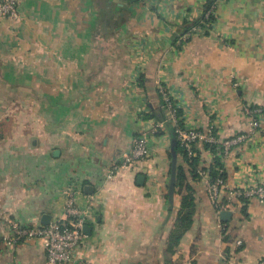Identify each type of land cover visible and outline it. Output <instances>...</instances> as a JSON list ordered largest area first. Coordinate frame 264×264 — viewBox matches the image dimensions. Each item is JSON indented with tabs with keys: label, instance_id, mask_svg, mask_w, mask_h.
<instances>
[{
	"label": "crops",
	"instance_id": "1",
	"mask_svg": "<svg viewBox=\"0 0 264 264\" xmlns=\"http://www.w3.org/2000/svg\"><path fill=\"white\" fill-rule=\"evenodd\" d=\"M205 2L18 0L17 20L0 17V264H46L39 241L8 246L3 237L12 221L62 220L71 190L88 230L70 264L259 263L264 205L234 199L221 220L209 177L193 179L177 153L195 213L175 253L166 252L180 198L170 210L173 141L165 127L153 133L161 88L184 128H211L218 141L245 135L223 157L221 198L264 186V0H216L208 34L177 50ZM136 136L146 137L149 156L107 179ZM196 150L208 167L212 154L202 143Z\"/></svg>",
	"mask_w": 264,
	"mask_h": 264
},
{
	"label": "built area",
	"instance_id": "2",
	"mask_svg": "<svg viewBox=\"0 0 264 264\" xmlns=\"http://www.w3.org/2000/svg\"><path fill=\"white\" fill-rule=\"evenodd\" d=\"M18 0H0V17L11 20L18 19ZM215 6L205 13V17L213 14ZM204 28L190 27L189 30L178 38V43H186L193 36L200 34ZM160 95L165 103L166 122L175 129V134L180 147L187 153L188 157L196 155L195 149L198 143L218 144L222 147V155L228 154L231 145H234L244 138L245 135H238L229 141H218L213 135L211 128L205 132L184 128L178 123L176 106L169 95L161 88ZM258 121L253 120L251 128L258 127ZM164 122H158L153 128V133L162 129ZM150 154L145 136H136L132 140V146L125 152L118 164L113 165L106 171V178L111 179L120 168L131 166L132 164L144 161ZM199 176L206 175L204 171H198ZM225 190V182L217 178L209 185V198L217 213L227 211L228 206L234 199L243 198L245 201L255 200L264 205V186L252 184L243 189L227 190V198H221ZM87 211L76 204L75 191L66 193L64 218L62 220L50 222L48 225L25 226L16 221L10 222V233L3 237V241L8 246H14L24 241H39L45 249L46 264H70L73 259V251L80 245L84 238L82 229L86 223ZM258 264H264V255Z\"/></svg>",
	"mask_w": 264,
	"mask_h": 264
},
{
	"label": "trees",
	"instance_id": "3",
	"mask_svg": "<svg viewBox=\"0 0 264 264\" xmlns=\"http://www.w3.org/2000/svg\"><path fill=\"white\" fill-rule=\"evenodd\" d=\"M216 0H206V2L202 6L201 15L194 19L190 23H185L182 27V31L180 36L184 35L190 27H198L204 28V32L208 34L209 28L215 21V15L209 14L208 17H205V13L214 5ZM179 36V37H180ZM185 43H178L176 45L177 50H181ZM165 103L162 101V111L158 118L159 122H164V126L169 130L171 134V138L173 144L175 145V151L178 155H180L184 163L187 165L189 173L193 179H197L199 177L198 171L202 170L209 177L210 181L213 182L215 179L220 178L224 182L227 180V173L223 164V155H222V147L218 144H207L202 143V147L204 150L209 151L212 154V163L208 167H202L200 163V156L197 150L195 149L196 155L193 157H188L187 153L180 147L177 137L175 134V129L172 125L166 122V109ZM180 112L176 109V115L178 118V123H181L179 120ZM154 117V116H153ZM159 132V129L156 133ZM172 156V154H171ZM173 165V162H172ZM171 165V171H172ZM170 171V178H171ZM170 185V184H169ZM174 196H178L180 198L179 208L176 212L172 228L166 239V252L169 254H174L176 249L178 248L182 237L186 234V232L190 229L193 221V216L195 213V197H194V189L189 184L186 176V172L180 165H177L175 162V171L173 176V186L170 188L168 186V191L166 194V200L168 202L169 209H172L173 198ZM243 200V198H239ZM244 201V200H243Z\"/></svg>",
	"mask_w": 264,
	"mask_h": 264
},
{
	"label": "water",
	"instance_id": "4",
	"mask_svg": "<svg viewBox=\"0 0 264 264\" xmlns=\"http://www.w3.org/2000/svg\"><path fill=\"white\" fill-rule=\"evenodd\" d=\"M129 1H133V0H129ZM171 153H172V162H173V165H172V171H171V178H170V188H172L173 186V176H174V171H175V162H176V151H175V145L172 144L171 146ZM144 180V177L143 176H138L137 177V183L139 185L142 184ZM90 187L86 186L85 189H89ZM231 217V213L229 211H223L220 213V219L223 220V221H229ZM41 223L43 225H48L50 223V219L48 216H44ZM86 230H88V227L84 226L83 229H82V232H86Z\"/></svg>",
	"mask_w": 264,
	"mask_h": 264
}]
</instances>
